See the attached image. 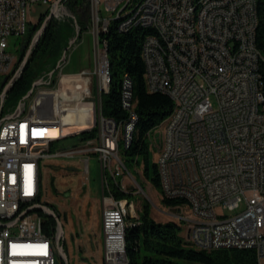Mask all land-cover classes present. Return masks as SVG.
<instances>
[{"label": "built area", "instance_id": "obj_1", "mask_svg": "<svg viewBox=\"0 0 264 264\" xmlns=\"http://www.w3.org/2000/svg\"><path fill=\"white\" fill-rule=\"evenodd\" d=\"M55 1L0 0V86H5V77L13 78L0 95V264H64L57 255V230L46 231L45 217L33 207L45 203L40 201L42 159L80 152L95 153L100 159L104 263L125 264L120 227L129 221L116 200L107 197L102 162H111L119 189L129 193L127 185L136 187L132 174L127 182L118 180L124 175L116 148L117 133L129 134L136 111L128 106L130 81H124L121 101L128 117L121 119V128L112 129V117L103 114L104 40L100 41L99 34L102 27H108L109 17L103 12L121 14L130 0H89L88 14L96 41V91L94 76L84 70L64 75L58 88L39 86L28 108L27 101L21 103L19 116L10 118L15 110L5 108L8 90L22 73L17 72L19 56L10 50L9 38L14 35L26 39L32 27V7L44 3L51 10ZM189 3L190 0L139 2L142 12L135 18L137 25L158 23L171 37L170 47H162L153 34L144 40L148 89L168 94L175 103L162 123L160 141L153 132L147 136L159 145L157 166L162 184L167 185L169 193L186 192L196 208L193 217H185L175 206L170 209L189 229L186 240L204 250L252 248L257 264H264V80L260 71L262 54L256 43L257 2L204 0L198 13L204 26L202 37L193 34ZM61 10H68L66 0L54 15ZM127 22L121 19L119 30ZM166 53H174V61H166ZM83 81L85 90L80 91ZM65 86L72 91L59 96L57 91ZM59 101L65 112L89 105L96 113V125L86 130H95V134L76 146L53 151L55 141L82 132L71 129L58 137L35 133L48 124L62 125ZM169 123H177V131H169ZM76 124L71 119L64 125ZM89 162L85 158L86 173L90 171ZM217 207L224 213H218ZM198 221H207V228L195 230Z\"/></svg>", "mask_w": 264, "mask_h": 264}, {"label": "trees", "instance_id": "obj_2", "mask_svg": "<svg viewBox=\"0 0 264 264\" xmlns=\"http://www.w3.org/2000/svg\"><path fill=\"white\" fill-rule=\"evenodd\" d=\"M259 23L256 30V43L261 51L262 60L260 71L264 80V0H256ZM86 0H66V6L78 17L80 34L84 28V20L81 19L79 11ZM50 12L48 9L41 15L38 23L31 27L29 35L25 39L26 49L32 42V37L41 27L42 22ZM154 33L151 28L135 26L127 31L119 30L116 20L112 21L108 28L99 34L100 41L104 40L110 60L111 84L106 93L102 95L103 114L121 120L128 117V112L122 107V89L124 80L129 77L132 81L135 110L138 121L135 139L129 148L124 147L126 156L142 154L147 163L149 150L145 142V136L153 132L169 117L174 109V100L166 93L152 92L148 89L146 81V65L143 57V43L148 34ZM76 34V23L74 19L68 18L64 21L52 19L46 30L41 34L37 44L34 46L30 58L23 69L21 76L8 90V95H18L19 102L32 87L33 82L40 77H48L49 72L54 69L61 59L64 50L69 45L70 39ZM26 49L21 50L17 68L24 59ZM51 86L55 85V75ZM4 86H0V95ZM16 105L11 110L16 109ZM95 130H84L76 136L80 140L92 137ZM138 160V159H137ZM125 167L127 168L126 160ZM125 173V170H124ZM123 173V174H124ZM149 176V172L147 173ZM153 185L161 190L162 182L157 165L154 164V175L151 178ZM111 192L116 198L127 203L131 202L129 194L119 189V183L110 182ZM107 194L109 193L106 189ZM163 201L168 206L188 208L185 198H170L162 193ZM41 201V199H40ZM49 204L48 202H45ZM54 208L51 204H49ZM140 219L131 217L126 230V247L130 264H257L255 249L252 248H218L213 250L199 249L190 244L184 237L185 227L176 220L157 221L151 216V205L143 202ZM55 209V208H54ZM56 210V209H55ZM56 212H58L56 210ZM45 217V230L50 228L57 230V221L40 210Z\"/></svg>", "mask_w": 264, "mask_h": 264}, {"label": "rangeland", "instance_id": "obj_3", "mask_svg": "<svg viewBox=\"0 0 264 264\" xmlns=\"http://www.w3.org/2000/svg\"><path fill=\"white\" fill-rule=\"evenodd\" d=\"M89 4V0H86V5L84 9L79 11L80 16H83L86 11V6ZM50 5L39 3L32 7L29 13V19L32 27L38 23L42 14H44ZM68 9V8H67ZM85 10V11H83ZM70 10H61L59 14L53 16L54 19L59 21H64L70 16ZM115 13L103 12L106 17H114ZM112 15V16H111ZM52 18V19H53ZM51 19V20H52ZM43 23V22H42ZM84 28L80 36L73 43V45L68 49L67 56L72 54L74 50L83 43L84 48L77 51V53L85 54V42L90 44V42L95 43V35L93 32V23L91 19L88 22L84 21ZM78 27L76 26V32ZM80 32V31H79ZM36 34V33H35ZM32 37V42L34 40ZM41 37V36H40ZM40 37L35 40V45L39 41ZM10 50L17 56H19L22 45L23 36H10ZM31 42V43H32ZM91 47V46H90ZM93 48H90V53L92 54V64L79 63V67L84 65H89L92 68L91 74L94 76L93 89L96 91V64L95 58H93ZM79 73V72H77ZM75 74V73H69ZM67 74V75H69ZM66 75L63 72V66L60 67L55 75L56 83L53 87L50 85H43L48 88H58L61 83L62 77ZM38 87L35 92L27 101V108L33 96L36 94ZM18 95H8L5 100V108L11 110L12 106L18 105ZM79 119V131L86 129H92L96 125V113L91 111H81L78 113ZM68 122V121H66ZM163 127L158 126L154 131L153 135L157 131H162ZM74 130V129H72ZM68 131V130H67ZM70 135L66 138L59 139L52 144V150L57 151L62 148L72 147L80 144V136ZM139 136L138 131L135 132V139ZM145 142L148 145L149 159L147 170V163L142 154L134 156H126L124 154V147L121 149V156L126 160L127 168L123 167L122 173L124 176H119L118 180H124L127 182L128 176L131 174L133 178L137 180L135 182L136 187L133 184L127 185L129 191V199L133 203V210L130 217H137L140 219L141 207L143 202H148L151 205V216L157 221H168L176 220L185 226L184 221L181 218H176V211L170 210L172 206H168L163 201V196L161 190L156 188L151 178L154 175V164H158L159 159V145L156 144L153 138L145 136ZM85 158H89V173L85 172ZM138 159V160H137ZM53 166H59L60 168H54ZM69 167H74L77 170H70ZM158 168V166H157ZM149 172V176L147 173ZM107 175L110 181H113L110 171ZM41 200L43 202H48L51 204L60 214V218L64 225L65 230V248L68 252L71 264H105L104 263V248L101 242V229H102V209H103V187H102V173L100 159L95 153L80 152L74 156H58L52 159H42V192ZM217 211L220 214L224 213L221 207H217ZM187 212V213H186ZM184 215L193 217L195 215L190 214L191 211L188 208L183 209ZM186 233V234H185ZM188 229H185L183 234L184 237L187 236ZM91 238L94 239V256L89 257L88 249L93 250V244ZM187 239V237H186ZM102 249V251H101ZM88 261V262H87Z\"/></svg>", "mask_w": 264, "mask_h": 264}, {"label": "bare ground", "instance_id": "obj_4", "mask_svg": "<svg viewBox=\"0 0 264 264\" xmlns=\"http://www.w3.org/2000/svg\"><path fill=\"white\" fill-rule=\"evenodd\" d=\"M142 0H130L129 4H127V8L124 9L123 12L120 11H112L111 13H115L114 17H109L108 26L110 23L114 20L118 22L119 28L121 26V19H128V22L125 23V25H122V31H127L137 25V19L136 16L138 14H141L142 12V5L139 4ZM191 3H189L188 8V15H189V21H191V25H193V34H195V37H202V33H204V26L201 24V16L200 10L201 6L204 5V0H190ZM112 16V15H111ZM146 28H151L154 30L153 36L158 39L159 44L162 45V47H170L171 45V37L168 36V31L158 23H151L149 25L145 26ZM108 27H102V32L106 30ZM166 61H174V53H166ZM104 62H105V83H106V91L109 90L110 84H111V70H110V60L108 56V51L106 46L104 45ZM124 81H130L129 85V92H128V106H131V110H135L136 101L134 99V92L132 87V81L129 77H126ZM124 89V88H123ZM138 121V114L137 112H134V115H132V123H131V130L128 131H120V133H117V141H116V148H117V156L121 158L120 162V169L121 173L123 171V167H125V160L121 156V149L122 147L129 148L134 140L135 137V129L136 124ZM121 128V120H115L112 118V129H119ZM169 131H177V123H169ZM126 138H128V143L126 144ZM102 169H103V180H105V186L107 191L109 192L107 194V197L110 199L116 200V203L120 206V208L123 209V216H125L126 220L129 221V215H131V212L133 210V203L126 201L122 199H118L115 197V195L111 192L110 189V178L107 175L108 171H110V175L113 177V182L118 183L117 180H115V173L114 169H112L111 162H102ZM160 173V168H158ZM162 193L170 198H185L188 201V208L190 209L191 213L196 216V208H194L193 201L190 200V196L186 194V192H173L169 193L168 187L165 184H162ZM178 210L182 211L184 207H178ZM187 208V209H188ZM187 213V212H186ZM189 215V214H188ZM184 215L185 217L189 216ZM133 217V216H132ZM134 217H136L134 215ZM179 219V218H178ZM182 219V218H181ZM121 225L120 227V238H121V256L122 261H125V264H130L128 255H127V247H126V230L127 226ZM204 228H207V221H198L195 222V230H203ZM186 234V233H185ZM189 236V229L187 233V239Z\"/></svg>", "mask_w": 264, "mask_h": 264}, {"label": "water", "instance_id": "obj_5", "mask_svg": "<svg viewBox=\"0 0 264 264\" xmlns=\"http://www.w3.org/2000/svg\"><path fill=\"white\" fill-rule=\"evenodd\" d=\"M63 2H64V0H56L55 1L54 8L50 10L48 15L44 19L41 27L38 29V31L35 34V38L36 37L37 38L40 37L41 34L46 30V28L48 26V23L50 22V20L54 16L55 10H57L59 7L63 6ZM69 14L74 19V21L76 23V26L78 27V30H77L76 34L70 39L69 45L64 50L63 55H62L61 59L58 61L56 67L49 72L47 78L40 77V78L36 79L33 82L32 87L29 89V91L23 96L21 101L18 103L15 111L9 115L10 118L19 116L22 113L21 103L25 102L29 97H31L33 95V93L35 92V89L37 87L42 86V85H51L52 82H53V76H54L55 71L57 69H59L60 67H62L65 64V62L67 61L68 49L73 45V43L76 41V39L78 38V35L80 33L79 32L80 31V25H79V22H78L77 15L75 13H73V12H70ZM80 18L83 19L85 22L89 21L90 18H89V14H88V7L86 8L85 14L83 16H81ZM34 43L35 42L33 40V42L26 49V44H25V39H24L23 45H22V50L26 49V53H25L23 61L21 62L20 66L17 68V72L18 71L22 72L23 69L25 68V66H26V64H27V62H28V60L30 58V55H31V53L33 51V48L35 46ZM12 80H13V78H9L8 76L5 77V80H4L5 86H4V89H3V94L5 93V91H7V88L12 83ZM1 119L2 118H0V122H1ZM155 136H156V141L159 142L160 141V132L157 131L155 133ZM53 167L54 168H60L59 166H53ZM69 169L70 170H77L74 167H69ZM33 208L42 210L46 214H48L50 216H53L56 219V221H57V234H56L57 255L62 260V262L64 264H71L68 252H67V250L65 248V242H64L65 230H64L63 222H62V220L60 218V214L58 212H56V210L54 208H52L47 203H38Z\"/></svg>", "mask_w": 264, "mask_h": 264}, {"label": "crops", "instance_id": "obj_6", "mask_svg": "<svg viewBox=\"0 0 264 264\" xmlns=\"http://www.w3.org/2000/svg\"><path fill=\"white\" fill-rule=\"evenodd\" d=\"M80 45L74 50V52L72 54H70V56H67V61L65 62V64L63 65V72H65V74H69V73H77V72H81L84 70L90 71L92 68H90L89 65H84L83 67H79V63H85V64H92V54L90 53V48H93V58H95V64L97 66V56H96V49H95V43L90 42V44L85 42V54L82 53L79 54L77 53L78 50L84 48L83 43H79ZM91 46V47H90ZM67 82V81H66ZM81 84V89L80 91H84L85 90V81H83ZM53 87V86H52ZM80 87V86H79ZM70 90V87L65 86V88H61L59 91H57V94L59 96H66L68 95ZM75 91H79L78 89H76ZM72 98V97H71ZM59 106V111L62 115L63 118V123L62 125H56V124H48L47 127L45 128H39V130H36L35 133L39 134V135H43L44 137H58L59 135L62 134H66L67 132H69L71 129H76L79 130L77 127H79V119H78V113H80L81 111H91V107L87 104H83L81 107H76L73 108V110H70L69 112H65V110L62 109V105H61V101L58 102L57 104ZM71 119H75L77 124L74 127H68L65 126L64 124H67L66 121H70ZM68 130V131H67ZM101 242H102V247L104 248V234H103V228L101 229ZM91 242L93 244V250L88 249L89 252V257H93L94 256V239L91 238ZM102 251V249H101Z\"/></svg>", "mask_w": 264, "mask_h": 264}, {"label": "flooded vegetation", "instance_id": "obj_7", "mask_svg": "<svg viewBox=\"0 0 264 264\" xmlns=\"http://www.w3.org/2000/svg\"><path fill=\"white\" fill-rule=\"evenodd\" d=\"M84 5H86V3L84 4ZM86 7H89V4H87V6ZM81 10V9H80ZM88 262V261H87ZM85 264H86V262H84Z\"/></svg>", "mask_w": 264, "mask_h": 264}]
</instances>
